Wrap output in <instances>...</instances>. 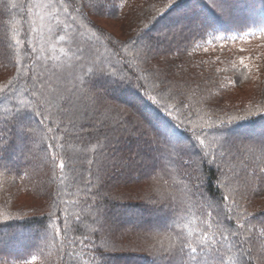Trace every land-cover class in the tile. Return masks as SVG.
Segmentation results:
<instances>
[{"label": "trees", "instance_id": "16d2710c", "mask_svg": "<svg viewBox=\"0 0 264 264\" xmlns=\"http://www.w3.org/2000/svg\"><path fill=\"white\" fill-rule=\"evenodd\" d=\"M0 264H264V0H0Z\"/></svg>", "mask_w": 264, "mask_h": 264}, {"label": "rangeland", "instance_id": "374dc122", "mask_svg": "<svg viewBox=\"0 0 264 264\" xmlns=\"http://www.w3.org/2000/svg\"><path fill=\"white\" fill-rule=\"evenodd\" d=\"M100 25L102 26H109L110 24H112L111 22H102V21H98Z\"/></svg>", "mask_w": 264, "mask_h": 264}]
</instances>
